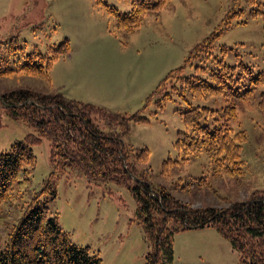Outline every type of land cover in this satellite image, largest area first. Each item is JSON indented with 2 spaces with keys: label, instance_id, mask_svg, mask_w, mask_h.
<instances>
[{
  "label": "rangeland",
  "instance_id": "rangeland-1",
  "mask_svg": "<svg viewBox=\"0 0 264 264\" xmlns=\"http://www.w3.org/2000/svg\"><path fill=\"white\" fill-rule=\"evenodd\" d=\"M101 1L85 0L83 4V0H0V54L3 51L7 54V61L0 62V70L20 64L21 53H9L18 45L26 44V53L35 46L46 51L48 45L69 39L71 51L58 62L63 67L75 68L73 61L84 60L77 88L85 100L67 93L63 86L54 87L51 80L24 72L0 77V96L6 90L19 88L43 93L60 91L70 99L112 112L139 113L148 118L146 122H132L123 140L133 153L143 148L150 150L149 161L139 167L140 175L146 176L156 193L166 187L183 204L222 208L264 188V109L260 105L264 87H256L245 99L235 100L237 115L230 123L248 134L243 148L246 165L242 176L225 173L213 161L214 151L207 150L191 156L179 173L163 175L164 160L169 156L179 158L173 145L178 133L187 130L176 109H187L190 104L173 93V99H165L161 108L158 101L164 100L166 90L154 93L161 80L171 70L183 66L189 54L223 27L226 16L233 12L232 25L217 40L215 51L229 65H251L254 75L258 74L264 67V0L263 6L248 4L247 0H171L160 10L149 11L134 31L121 29L117 16L103 4L125 14L133 10L134 0ZM255 10L262 13L252 14ZM10 44L13 48L6 49ZM222 45L230 48L225 54ZM84 50H90L91 55L85 58ZM184 74L207 77L188 67ZM187 96L194 106L218 110L207 116L209 120L231 103L226 97ZM94 120L105 132L121 131L104 118L94 116ZM201 121L207 123L205 117ZM1 122L0 151H7L14 142L36 133L29 123L6 114ZM33 148L37 162L29 173V183L24 189L15 185L10 201L13 210L2 211L0 250L33 204L48 208L51 216L58 214L71 240L91 247L103 264H144L145 253L152 250V245L144 237L142 226L131 221L137 207L132 191L115 182L96 185L83 174L70 171L58 181L56 198L45 194L35 202L52 166L49 140L44 139ZM191 182L195 184L190 185ZM119 233L125 236L119 238ZM174 251L172 264H241L239 252L213 227L178 232Z\"/></svg>",
  "mask_w": 264,
  "mask_h": 264
},
{
  "label": "trees",
  "instance_id": "trees-1",
  "mask_svg": "<svg viewBox=\"0 0 264 264\" xmlns=\"http://www.w3.org/2000/svg\"><path fill=\"white\" fill-rule=\"evenodd\" d=\"M170 1L134 0L133 10L125 14L103 4L117 16L121 29L134 31L149 11L160 10ZM258 1L247 0V3L263 6V2ZM99 2L102 3L101 0ZM259 13L262 10H255L252 14ZM234 14L226 16L224 26L201 42L189 54L184 65L171 70L154 91L160 93L166 90L164 100L158 101L161 108L165 99H173V93L190 104L187 109H176L187 130L180 131L173 144L179 158L169 156L163 162L161 173L165 176L179 173L182 165L202 150L214 151L213 161L225 173L235 176L245 173L243 148L248 134L246 130L234 128L230 121L237 115L235 100L245 99L256 87H264V67L254 75L251 65H229L215 51L217 40L232 25ZM9 48H13V45L6 47ZM25 50L26 44L18 45L9 52L11 55L21 53L20 64L15 68L1 69L0 77L24 72L50 81L55 63L70 53L71 43L65 39L59 44L48 45L46 51H41L38 46L27 53ZM229 50L227 45H222L224 54ZM6 58L7 54L3 51L0 62L5 63ZM187 67L201 71L207 77L185 75ZM188 94L194 98L207 95L226 97L231 103L224 107L219 116L209 120L207 116L218 110L192 105ZM261 94L263 99L260 105L264 109V90ZM3 114L29 123L36 133H29L24 139L14 142L9 150L0 151V218L2 211L13 210L10 201L15 185L24 189L29 183V173L37 162L33 147L47 139L51 148L52 171L41 192L35 196V202L45 194L51 199L56 198L60 178L70 171L80 172L96 185L115 182L126 185L132 191L137 207L131 221L142 226L145 237L152 245V250L144 257V264H172L175 235L190 229L189 225L215 228L239 252L241 264H264V188L253 191L245 200L234 201L222 208H195L192 204H183L166 187L156 193L154 186L139 171V167L149 161L150 150L143 148L133 153L123 140L132 122L142 123L149 121L148 118L139 113L128 115L112 112L95 104L70 99L60 91L43 93L27 88L6 90L1 94L0 127ZM94 116L106 119L121 131H103ZM203 117L207 120L206 124H202ZM0 264L103 262L99 254L91 252V247L78 245L71 240L69 233L61 226L58 214L51 216L48 208L32 204V209L19 219L5 247L0 250Z\"/></svg>",
  "mask_w": 264,
  "mask_h": 264
},
{
  "label": "crops",
  "instance_id": "crops-1",
  "mask_svg": "<svg viewBox=\"0 0 264 264\" xmlns=\"http://www.w3.org/2000/svg\"><path fill=\"white\" fill-rule=\"evenodd\" d=\"M84 3H85V0H83V4ZM76 8H77V6H76ZM77 10H79V9L77 8ZM58 38H59V36H58ZM76 48H77V46L74 47V53H76ZM82 53L85 54V58H87L89 55H91L90 50H84V51H82ZM58 61L55 63V65H54V67L50 73V80L52 81L54 87L63 86L62 88L65 89V91L67 93L76 95L79 98L85 100V96L77 88V86L79 84V75L84 68V66L81 64V62H84V60L81 62L73 61L72 64L75 66V68H71L69 65L66 67H63L60 64V62H58ZM71 99H73V98H71ZM80 174H82V173L77 172V175H80ZM202 228H205V227H202ZM194 229H200V228H194ZM123 236H125L123 233L118 234L119 238H122ZM144 237H145V234H144ZM147 253H145V255Z\"/></svg>",
  "mask_w": 264,
  "mask_h": 264
},
{
  "label": "water",
  "instance_id": "water-1",
  "mask_svg": "<svg viewBox=\"0 0 264 264\" xmlns=\"http://www.w3.org/2000/svg\"><path fill=\"white\" fill-rule=\"evenodd\" d=\"M186 223H187V222H186ZM189 228H190V229H194V228H196V226L189 225Z\"/></svg>",
  "mask_w": 264,
  "mask_h": 264
}]
</instances>
